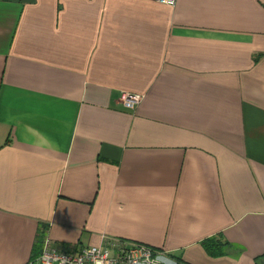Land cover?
<instances>
[{
    "label": "crops",
    "instance_id": "1",
    "mask_svg": "<svg viewBox=\"0 0 264 264\" xmlns=\"http://www.w3.org/2000/svg\"><path fill=\"white\" fill-rule=\"evenodd\" d=\"M41 229L262 264L264 0H0V264Z\"/></svg>",
    "mask_w": 264,
    "mask_h": 264
},
{
    "label": "built area",
    "instance_id": "2",
    "mask_svg": "<svg viewBox=\"0 0 264 264\" xmlns=\"http://www.w3.org/2000/svg\"><path fill=\"white\" fill-rule=\"evenodd\" d=\"M173 4L174 0H160ZM142 96L127 91L120 92L119 101L127 108H134ZM29 264H183L164 251L153 252L138 243H127L103 236L98 245H82L78 248L56 246L44 232L40 249Z\"/></svg>",
    "mask_w": 264,
    "mask_h": 264
},
{
    "label": "trees",
    "instance_id": "3",
    "mask_svg": "<svg viewBox=\"0 0 264 264\" xmlns=\"http://www.w3.org/2000/svg\"><path fill=\"white\" fill-rule=\"evenodd\" d=\"M43 233L44 232L41 229L39 234H38V236H37V242L35 244L33 258L35 256H37V254L39 252L40 241H41V238L43 236ZM109 238H114V239H117V240L125 241L127 243H138V244H141V245H145V246L149 247L151 250H153V252L162 251L159 248H155L153 246L147 245V244L142 243V242H136V241H133V240H128V239H124V238H120V237H109ZM96 245H98V244H96ZM201 245L203 246L205 251L211 256H217V255H221V254L224 253L223 252V246L225 245L224 242H222L221 240L217 239L215 236H210V237L204 238L201 241ZM63 247H65V246H63ZM66 248H73V247H66ZM172 258L176 259L178 262H182L183 264H185L183 261H181V259L179 257H176V256L172 255Z\"/></svg>",
    "mask_w": 264,
    "mask_h": 264
},
{
    "label": "rangeland",
    "instance_id": "4",
    "mask_svg": "<svg viewBox=\"0 0 264 264\" xmlns=\"http://www.w3.org/2000/svg\"><path fill=\"white\" fill-rule=\"evenodd\" d=\"M53 243V242H52ZM53 244H55V243H53ZM56 245V244H55ZM56 246H58V245H56ZM185 263V262H184ZM186 264V263H185Z\"/></svg>",
    "mask_w": 264,
    "mask_h": 264
},
{
    "label": "water",
    "instance_id": "5",
    "mask_svg": "<svg viewBox=\"0 0 264 264\" xmlns=\"http://www.w3.org/2000/svg\"><path fill=\"white\" fill-rule=\"evenodd\" d=\"M262 264H264V260H262Z\"/></svg>",
    "mask_w": 264,
    "mask_h": 264
}]
</instances>
